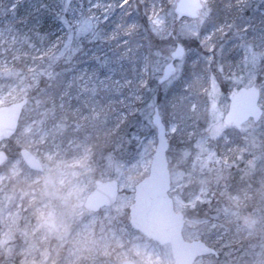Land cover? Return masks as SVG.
<instances>
[{
	"label": "rangeland",
	"instance_id": "374dc122",
	"mask_svg": "<svg viewBox=\"0 0 264 264\" xmlns=\"http://www.w3.org/2000/svg\"><path fill=\"white\" fill-rule=\"evenodd\" d=\"M137 1L141 12L146 11L151 32L163 39L173 35L185 48L175 73L161 84L157 79L176 42L161 51L141 52L128 73L125 67L140 46L127 47L125 40L121 43L125 49L115 52L120 47L117 39L124 38L117 34L121 23L113 22L104 32L107 48L102 39L98 42L92 37L95 22L108 19L114 10L121 22L130 0H66L61 9L56 8L57 0H50L46 7H42L46 0L41 6L11 0L15 11L0 26V106L19 101L36 85V60L44 53L38 37L42 18L37 14L43 9L51 8L53 14L66 10L74 37L79 42L92 37V45H87L92 56L87 58L90 66H78L67 76L56 99L59 115L53 108H39L37 98L28 100L13 142L0 143V150L10 152L0 170V264H120L125 260L174 264L168 243L148 239L129 222L134 187L148 175L156 146L151 124L155 106L166 128L169 196L175 211L184 214L198 204H213L220 174L243 156L259 159L264 175V0H217L221 13L213 12V0H201L198 18L179 21L174 13L177 0ZM253 9L258 11L257 21L252 18ZM56 33L50 46L60 41ZM20 60L25 61L28 76L5 82L4 73L11 72L14 62ZM252 85L260 90L263 117L257 123L249 120L239 131L240 141L252 145L251 154L245 155L244 147L239 149L234 141L235 129L225 127L222 118L228 107V90ZM159 94L166 100L163 104L156 101ZM74 100L79 105H72ZM135 112L133 127L118 132L125 118ZM106 122L111 124L106 127ZM92 136L110 139L107 159L101 163ZM17 147L29 150L43 170L29 169L19 149L17 154L12 152ZM110 178L119 185L115 203L96 212L86 211L83 204L94 182ZM239 202L238 195L231 194L225 205H209L210 219L184 218V239L201 240L213 247L208 238L223 241V247H230L228 257L237 254L226 239L242 232L249 236L253 226L250 218L239 215ZM260 209L264 223V201ZM228 226L234 231L229 232ZM248 250L246 259L240 251L232 261H264V244ZM194 264L215 263L212 257L203 256Z\"/></svg>",
	"mask_w": 264,
	"mask_h": 264
},
{
	"label": "trees",
	"instance_id": "16d2710c",
	"mask_svg": "<svg viewBox=\"0 0 264 264\" xmlns=\"http://www.w3.org/2000/svg\"><path fill=\"white\" fill-rule=\"evenodd\" d=\"M135 1L137 7L135 6V3H132V1L130 0L127 7L129 10H127L128 12H124L121 22V15H119V13H116L114 10V12L109 14L108 19H105L103 22L99 20L98 23L95 22L94 26H92V31L94 33V36L92 37L96 36L98 42L102 39V45L107 48V42L103 44L104 32H108V28L112 25L113 22L116 25H120L121 23V27L117 31V34L124 36V38L117 39V44L120 46L115 49V52L117 53L125 49V46L121 44L125 40L127 43V47L133 48L137 45L140 46L139 50L136 51L132 62L128 63L125 67L128 73H131L133 71L136 60L138 62L141 52L149 53V50L153 49L161 51L165 49L164 47L171 48L176 42L173 35L167 36L163 39L161 35L151 32L147 19L145 18L146 11L141 12V9L138 7L140 5L139 1ZM22 2H36L41 6L43 0H22ZM65 2L66 0H57L56 8L60 7L61 9L65 6ZM47 5H50V0H46L44 6L42 7H46ZM210 5L213 12L221 13V5L218 4L217 0H213V3H211ZM68 6L69 4L66 5L67 8ZM73 7V3H70L69 9L72 10ZM7 9L11 12L8 13ZM14 11L15 9H11V0H0V26L5 20H7V18L12 17L11 14H13ZM41 12L43 13L41 14ZM137 12L140 15H138ZM253 14L254 15L252 16V18L254 19V21H257L256 14H258V11L256 9H253ZM37 15L42 18V22L40 23V28L38 31V37L42 40L41 50L44 53L40 58L36 60V85L26 97L28 98L29 102L33 101L34 98H37L40 104L39 108H53L55 109L56 114L59 115L60 109L57 106L58 104L56 102V99L64 89V85L67 81V76L71 72H74L78 66H82L84 64L90 66V62H88L89 60H87V58L92 56L88 50V46L92 45V37L88 38L89 36H87L86 38L88 39H84V41L82 42H79V39L74 37L75 31L74 28L71 27V24L67 21L68 16L66 10L63 12L59 10L57 13L55 12V14H53L51 12V8L49 10L43 9ZM248 17H250V15H248ZM214 19L216 20V15H214ZM214 19H211V21H214ZM55 32H57L56 34H58L60 41L57 42V44L54 42L53 46H50V43L53 39V34ZM99 32H101L102 36H99ZM32 47L33 48L31 50L33 52L34 45ZM117 61L118 63H120L118 58ZM24 65H26L24 60L15 61L13 64V70H11V72H9L8 74L4 73V81L13 83L14 81H17L20 76L27 77L28 73ZM156 101L157 103H160L161 101L163 104L166 100H162V96L159 94L157 95ZM75 102H77V100H74L72 105L78 104ZM52 104H54L55 107H53ZM136 104L137 106L140 105L139 103ZM136 117V112L134 114L128 115L125 118V121L122 122L121 128L118 130V132L133 127L131 125V122ZM110 124V122H106L105 126L107 127ZM21 125L22 122L20 121L17 132L20 130ZM16 133L9 140H7L8 143L13 142L12 139L15 137ZM235 133L236 138L234 139V141L239 144V149L244 147V154H251V152L249 151L252 145L249 143L243 144L239 139V135L241 133L237 130H235ZM116 136L117 134H115L112 138L114 139ZM96 137L97 138H95V136H92V141L95 142V148L101 155L97 159L101 163L103 162V160L107 159V155L105 153L108 152L110 148V139H106L104 136ZM18 149L19 147L14 149L12 152L14 154H17L16 152ZM219 149L221 150V148ZM260 163L261 161H259V159L255 161L253 160L252 156L250 158H246L245 156H243V158L239 160L238 163L235 164V166H233V164L227 166L220 174L221 177L215 183L217 185V189L215 190L217 192V195L213 198L214 203L198 204L194 206L193 209L187 210L183 214L184 218L189 219L192 215L193 217L197 218H209V205H225L226 197L231 194L238 195L240 200L238 209L239 215L250 218L253 221V226L249 228L251 230V234L249 236H246V233L242 232L239 234V236H237V238H225L232 244V248H235L234 251H236V249L238 250L236 251L237 254H231L230 257L226 255V251L230 249L229 246L223 247V241L214 242L211 238H208V240L214 244V248L219 249L218 257L215 258L213 256H210L213 258L215 264H229V262H231V264H235L232 259H235L238 255H240V251L243 252L246 259V254L251 251L248 250L249 246L252 247L254 246V244H264V223L262 222V210L260 209L261 202L263 205L264 201V175L259 166ZM2 167L3 165L0 167V170ZM213 182L215 181L213 180ZM258 208L260 210H257ZM220 217L222 218L223 216L221 215ZM221 222L227 225L226 219H221ZM230 231L234 230L229 227V232ZM241 234H243L242 237ZM227 236H229V234H227ZM262 257L264 258V254ZM247 260L249 261L250 258L247 257ZM261 264H264V261H262Z\"/></svg>",
	"mask_w": 264,
	"mask_h": 264
},
{
	"label": "water",
	"instance_id": "95a60500",
	"mask_svg": "<svg viewBox=\"0 0 264 264\" xmlns=\"http://www.w3.org/2000/svg\"><path fill=\"white\" fill-rule=\"evenodd\" d=\"M202 8L201 0H177L174 6L176 20L181 18L195 19ZM184 46L177 42L170 53V60L162 69L157 82L169 79L176 71L175 63L184 56ZM259 89L255 86L241 87L228 95V109L222 118L224 126L240 130L247 121L256 123L261 119L262 109L259 106ZM28 98L9 105L0 106V143L10 139L17 131L22 111ZM151 124L156 131V146L152 155L148 175L134 187V200L129 207L130 226L161 245L169 244L174 264H194L203 256L217 257L218 253L212 246L201 240L187 241L182 234L184 216L174 209L170 189V174L166 151L168 140L166 128L161 121L158 107L153 108ZM24 164L31 170L41 172V162L27 149H19ZM8 159L5 150H0V166ZM119 185L115 179L96 180L93 189L84 201L88 212H96L100 208L111 206L118 197ZM120 264H136L125 260Z\"/></svg>",
	"mask_w": 264,
	"mask_h": 264
},
{
	"label": "flooded vegetation",
	"instance_id": "af4514ba",
	"mask_svg": "<svg viewBox=\"0 0 264 264\" xmlns=\"http://www.w3.org/2000/svg\"><path fill=\"white\" fill-rule=\"evenodd\" d=\"M201 11V10H200ZM199 11V12H200ZM198 16H199V14H198ZM241 87H243V86H241ZM241 87H239V88H241ZM239 88H237V89H230V90H228L229 91V93L230 92H232V91H237ZM229 93L227 94V100H228V95H229ZM259 94H261L260 92H259ZM259 101H260V97H259ZM228 103H229V101H228ZM261 107V106H260ZM227 109H228V107H227ZM262 109V108H261ZM224 116V115H223ZM263 117V111H262V116H261V118Z\"/></svg>",
	"mask_w": 264,
	"mask_h": 264
}]
</instances>
